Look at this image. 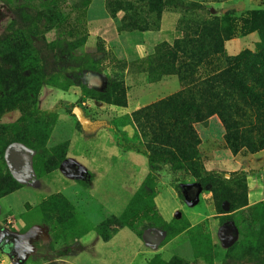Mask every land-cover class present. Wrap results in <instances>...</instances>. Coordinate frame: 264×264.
Segmentation results:
<instances>
[{"label":"rangeland","instance_id":"obj_1","mask_svg":"<svg viewBox=\"0 0 264 264\" xmlns=\"http://www.w3.org/2000/svg\"><path fill=\"white\" fill-rule=\"evenodd\" d=\"M181 1L185 6L203 3L204 8L194 14L218 17L225 27L249 19L251 10L264 9V0ZM130 2L136 14L121 10ZM145 5L141 0H0V264H168L174 260L183 264H264V203L233 211V206L243 205L245 195L249 204L246 174L264 175V167L257 168L264 154L255 156L259 162H252L254 154L242 150L240 160L250 168L246 172L240 170V163L229 165L223 159L229 147L218 118L198 126L199 161L203 177L218 176L231 187L236 194L232 204L215 202L210 186L202 187L188 172L175 171L159 160L142 184L133 185L123 183L134 172L116 149L111 154L118 159H105L109 148L115 146L114 133L109 137L103 130L115 123L106 114L123 113L131 91L153 84L158 76L152 65L148 67V58L165 39L157 41L141 32L121 31L125 17L128 22L141 24L157 21ZM164 12L179 16L175 31L183 35L179 25L181 21L189 23L190 14L183 18L174 9ZM175 33L165 30L170 44ZM233 42L238 47L235 55L231 53ZM260 42L258 32L236 37L225 43L226 53H255ZM142 45L153 49L148 53ZM114 97L121 102L126 97L127 106L106 103ZM115 135L124 137L125 133ZM14 149L23 154L13 155L19 163L23 159L20 168L10 155ZM213 150L226 163L224 168L215 162L211 166ZM84 154L96 157L92 170L86 172L72 162L69 165V160ZM206 163L212 171L207 170ZM96 176L92 190L90 181ZM164 176H172L171 185L180 201L166 199L165 208L179 207L182 211L170 222L156 205L164 189ZM189 184L200 189L195 208L188 201ZM238 185L246 186L247 191L238 190ZM68 212L73 214L65 228L80 223L102 240L103 235L127 228L142 240L135 241L146 253L153 252L144 246L145 241L153 242V233L163 239L153 246L161 243L162 247L154 251L157 256L149 254L152 256L147 263L135 256L136 244L127 260L91 259L86 254V259H62L69 254L61 243L63 227L59 225L67 220ZM52 221L60 228L51 232L52 243L43 244L33 236L28 240L33 224ZM225 225L228 228L222 230ZM234 226L241 233L232 243L229 239ZM101 227L102 235L98 232Z\"/></svg>","mask_w":264,"mask_h":264},{"label":"trees","instance_id":"obj_2","mask_svg":"<svg viewBox=\"0 0 264 264\" xmlns=\"http://www.w3.org/2000/svg\"><path fill=\"white\" fill-rule=\"evenodd\" d=\"M141 1L157 21L141 24L128 22L125 17L121 31H159L163 13L168 8L178 11L183 18L186 14L192 17L189 23L181 21V38L172 44L160 43L148 58V67L152 65L158 71L151 83L166 76H177L181 91L132 114L151 169L154 170L159 160L171 165L175 171H186L202 187H211L215 202L232 204L236 194L224 180L210 174L202 175L198 126L217 117L224 128V140L233 154L242 150L257 154L264 150V9L251 10L249 19L225 27L218 17L204 18L194 14L204 8L203 3L185 6L181 0ZM125 5L122 11L136 14L131 2ZM254 32H258L261 39L257 52L247 50L237 56L226 53V42ZM123 101L114 97L106 103L126 107V97ZM237 189L247 191L243 185H238ZM247 203L245 195L243 205L233 206V211ZM103 229H98L101 235ZM117 232L108 237L103 235V240L109 241ZM168 264L183 263L174 260Z\"/></svg>","mask_w":264,"mask_h":264},{"label":"crops","instance_id":"obj_3","mask_svg":"<svg viewBox=\"0 0 264 264\" xmlns=\"http://www.w3.org/2000/svg\"><path fill=\"white\" fill-rule=\"evenodd\" d=\"M178 19H179V16L177 14H170V13L166 14L164 12L162 16V20H161L160 30L153 31V32H144L143 36H145L147 39L148 38L157 39V41H163L165 39V41L169 43L171 41V38L169 39L165 38V30L166 31L173 30V32H176L174 34L175 36L174 39L175 40L179 39L182 37V35L179 32H177L178 30L175 31V27L178 22ZM232 44L233 45H232L231 53L232 55H235L237 54L238 47H237L236 42L235 43L233 42ZM142 47H143V50H149L148 53H150L153 49V47L151 46L149 48V45H145V46L142 45ZM181 89L182 87H181V84L177 76H166L159 82L149 84L137 90H132L131 93L129 94L128 106L126 108H123V113L121 112V113L115 114V112L114 113L112 112L110 114H106L107 119H110L111 117V120L115 121V123L113 126L112 125L110 126V123L107 124L106 126L103 127V130L106 133V135H108L109 137L111 133H114V138L112 139V141L115 142V146L112 148H109L108 154L105 159L107 161L108 160L113 161V159H118L116 156H113L111 154V151L113 150L114 152L115 151L114 149H116L119 158L127 162L128 167L133 169V172H134V175H131V179H128L126 177L127 180L126 179L123 180V183H131L133 185H140L151 174V169H150L151 167L149 165V159L147 155L145 154L144 143L141 138L140 132L136 124L133 121L132 114L137 110H140L166 97H169L173 94L178 93L179 91H181ZM132 95L134 96L133 99H132ZM116 115H117V119H116ZM214 118H217V117H213L211 118V120H213ZM217 120H218V123L221 125V122L219 121V119ZM117 132H122V133L124 132L125 136L124 137L116 136L115 133ZM222 137L224 140V133L222 134ZM118 144H123L122 148L118 146ZM226 150L228 151L225 155L226 157L223 159H226L229 162V165L230 163L232 164V162H234V164L240 163L241 166L239 168L243 172H246L248 171V169H250V168H247V166H244L242 163V160H240L241 153L235 155L228 148ZM16 152L21 153L19 149H14V151L11 152L10 154L12 158H13L14 153ZM259 154H264V150L257 154L251 155L252 162L256 161L254 158L256 155H259ZM209 156H210V160L212 161L211 166L213 162H215L216 164L219 163L218 168L225 167L224 164L226 163H223L221 161L223 159L219 157L216 151L213 150L212 154ZM214 156L216 157L215 160L213 158ZM96 161L97 160L95 156L87 157L84 154L82 156L76 157L74 160L73 159L69 160L68 163L72 162L75 165L82 168L84 171L88 172L90 169L92 170L96 166L97 164ZM256 162H259V161H256ZM263 163H264V157L261 158L260 162L258 163L259 165L257 168L264 167ZM107 167H111V166L108 164ZM205 167L207 168L208 171H212V169L208 167L207 163L205 164ZM215 168H217L216 165H215ZM11 169H14V168H11ZM246 176L248 178L247 180L249 184V194H248L249 204L243 209L247 210L255 206L256 207L263 206V203H264V175L260 173L258 174L254 173V174H246ZM97 177L98 176H96L95 178L94 177L91 178L90 183H91L92 190L95 189V185L97 183L96 181ZM168 178L169 176H164L162 178L164 182V185H163L164 189L157 196L156 205H157V208L161 216L170 222L173 216L174 218H176L182 211L179 207L176 208L175 210H172L173 208L169 209L167 207L165 208L164 206L166 199L172 198L175 201L180 202L178 199L177 193L175 191V188H173V186L171 185L172 176L170 177L171 179H168ZM187 189H188V194L190 196L188 201L191 204H193L192 206L193 208H195V206L199 204L198 199L196 198L197 196H199L200 189L197 185H192V184L187 185ZM237 211H235V213H237ZM71 212H74V211H71ZM70 214H73V213L68 212L65 214L67 216L66 218L67 220H65L64 222L65 224L62 223L59 225L61 226V228L69 222L68 216H70ZM55 224H56V221L54 222L52 221L50 223L45 222L40 225L33 224L28 232L29 234L28 240L30 241L31 236H33L35 239L43 241V244L52 243L54 239H53V235L51 232L53 230L55 231L60 230V228L57 225L55 226ZM67 226H68L67 228L63 227L61 229V231L63 232V235L61 236V238H63L61 240V243L63 245V248L68 249L67 253L69 255L67 257H63L62 259H86L84 258L86 254V255H89L91 259H124V260H127V259H131L130 256L128 255L133 253L132 246L133 244H136L135 245L136 248L134 249V251H136L134 252L135 256L143 257L144 263H147V259H150L152 256L149 254L153 253V257L157 256L156 253L162 247L161 243H159L156 246H153V244L155 245V243H157L158 240L160 242L163 241V239L161 238L162 235L157 236V235H154L153 233L152 235L154 236L153 237L154 239H152L153 241L151 243L152 245L149 244L147 241H145L146 243L144 245L145 247H147V250H148L147 252H149L150 250H153V252L150 251V253H146V251L143 252L142 249L136 243L137 241L141 239H139L137 234H135L131 230L129 231V229L127 228L120 229L117 232V234H115L109 241L105 242L99 237V235H97V233L94 230H84L82 227V224L80 223L79 224L76 223L73 225L69 224ZM226 226L227 225L223 226L222 230L227 229L228 227ZM231 229H232V232L230 233L231 236L229 240L232 239V243H234L239 240L241 232L238 226H234ZM65 232H67V234H65ZM71 232H74V233L76 232V234L71 235L70 234ZM155 236H157L156 240H155ZM221 237H223V234ZM60 245H56V246H60ZM154 251H157V252L154 253ZM102 252H105V254L101 255Z\"/></svg>","mask_w":264,"mask_h":264},{"label":"flooded vegetation","instance_id":"obj_4","mask_svg":"<svg viewBox=\"0 0 264 264\" xmlns=\"http://www.w3.org/2000/svg\"><path fill=\"white\" fill-rule=\"evenodd\" d=\"M23 159L21 160V162L19 163L18 160L13 156V164H15L18 168H20L21 166H23Z\"/></svg>","mask_w":264,"mask_h":264}]
</instances>
